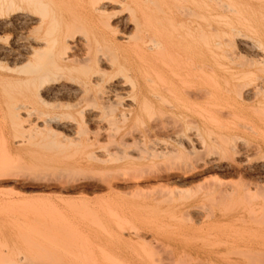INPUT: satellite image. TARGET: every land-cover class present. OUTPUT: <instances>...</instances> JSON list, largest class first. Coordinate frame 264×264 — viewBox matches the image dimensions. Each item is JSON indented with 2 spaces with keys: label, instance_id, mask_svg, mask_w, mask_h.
Here are the masks:
<instances>
[{
  "label": "rangeland",
  "instance_id": "1",
  "mask_svg": "<svg viewBox=\"0 0 264 264\" xmlns=\"http://www.w3.org/2000/svg\"><path fill=\"white\" fill-rule=\"evenodd\" d=\"M102 11L117 42L134 32L118 4L104 2ZM5 19L1 47L31 27ZM16 57L0 52L8 65ZM9 76L20 77L0 66V166H6L0 171V264L39 258L48 264H264L263 95L178 103L177 112L156 114L165 117L161 127L146 121L143 137L129 142L127 149L139 157L101 161L105 147L114 144L103 134L110 110L94 101L79 103L85 119L94 117L82 130L83 137L86 132L99 139L91 147L80 140L52 145L37 136L18 142L2 91ZM34 101L38 109L59 111ZM131 165L151 172L133 179L125 172Z\"/></svg>",
  "mask_w": 264,
  "mask_h": 264
},
{
  "label": "bare ground",
  "instance_id": "2",
  "mask_svg": "<svg viewBox=\"0 0 264 264\" xmlns=\"http://www.w3.org/2000/svg\"><path fill=\"white\" fill-rule=\"evenodd\" d=\"M104 2L127 12L134 32L122 35V43L113 38ZM0 18H8V25L31 24L13 44L0 46L1 53L19 58L12 65L0 60V66L20 75L9 76L1 86L18 142L37 136L52 145L80 140L91 147L99 139L85 131L83 137L82 130L94 117L85 119L79 103L94 101L113 115L103 134L114 144L105 147L101 161L127 162L140 156L133 150L137 156H132L127 146L143 137L146 121L161 127L165 117L156 114L169 113L178 103L264 97V0H0ZM62 93L70 98L55 96ZM31 100L59 111L38 109ZM89 155L97 159L93 151ZM125 169L136 180L150 170L132 165ZM156 188L164 191L162 184ZM39 261L34 264L49 262Z\"/></svg>",
  "mask_w": 264,
  "mask_h": 264
}]
</instances>
